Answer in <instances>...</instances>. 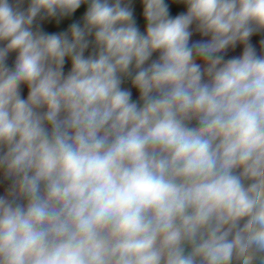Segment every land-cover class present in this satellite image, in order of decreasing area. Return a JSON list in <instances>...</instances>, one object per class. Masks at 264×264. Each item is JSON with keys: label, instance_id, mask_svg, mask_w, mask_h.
I'll return each mask as SVG.
<instances>
[{"label": "clouds", "instance_id": "9594fccd", "mask_svg": "<svg viewBox=\"0 0 264 264\" xmlns=\"http://www.w3.org/2000/svg\"><path fill=\"white\" fill-rule=\"evenodd\" d=\"M0 264H264V0H0Z\"/></svg>", "mask_w": 264, "mask_h": 264}]
</instances>
